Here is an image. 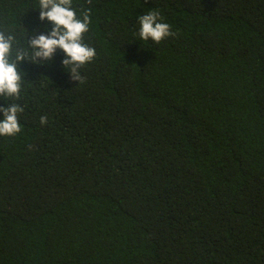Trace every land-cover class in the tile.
I'll return each instance as SVG.
<instances>
[{
    "label": "trees",
    "instance_id": "16d2710c",
    "mask_svg": "<svg viewBox=\"0 0 264 264\" xmlns=\"http://www.w3.org/2000/svg\"><path fill=\"white\" fill-rule=\"evenodd\" d=\"M73 7L90 9L96 50L83 82L59 49L17 64L24 112L21 132L0 137V264H264V0ZM149 11L174 35L141 40ZM46 28L38 0H0L11 60Z\"/></svg>",
    "mask_w": 264,
    "mask_h": 264
},
{
    "label": "clouds",
    "instance_id": "9594fccd",
    "mask_svg": "<svg viewBox=\"0 0 264 264\" xmlns=\"http://www.w3.org/2000/svg\"><path fill=\"white\" fill-rule=\"evenodd\" d=\"M91 4L92 0H87ZM74 0H38L39 18L47 21L51 28H46L47 35L40 34L32 38L29 44L31 55L17 52L15 60H11L12 36L5 37L0 32V98L6 106H0V137H14L21 132L20 115L24 108L13 101L18 100L22 91V71L18 62L51 61L57 49L64 53L62 65L67 67L72 80L83 82L80 69L92 62L96 56L95 48L84 42L89 31L90 9L78 15L73 7ZM158 12L149 11L138 16L139 37L143 41L151 40L160 43L174 35L168 23L160 22ZM41 125L47 124V117L40 118Z\"/></svg>",
    "mask_w": 264,
    "mask_h": 264
}]
</instances>
